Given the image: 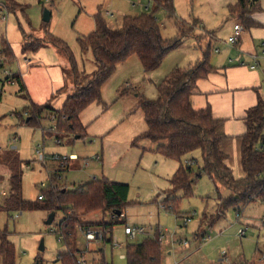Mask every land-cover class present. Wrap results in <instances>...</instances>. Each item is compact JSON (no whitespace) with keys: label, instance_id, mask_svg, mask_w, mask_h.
<instances>
[{"label":"rangeland","instance_id":"374dc122","mask_svg":"<svg viewBox=\"0 0 264 264\" xmlns=\"http://www.w3.org/2000/svg\"><path fill=\"white\" fill-rule=\"evenodd\" d=\"M9 1L15 11H9L11 7L6 4L7 0H0V16L9 15L7 21L0 22V61H4V65H0V90L3 91L0 100V234L7 231L8 239L14 243L16 264H61L59 253L65 249L57 232L65 217L62 210H58L53 222L48 223L49 210L10 211L5 207L8 194H2L1 190H10L11 177L17 174L23 175V198L31 202H37L39 195L45 194L52 186L58 189L59 185H65L69 190H75L94 176L130 185L128 206L121 218L125 222L113 225V236L123 247L112 248L109 242L104 246L102 241L88 240L80 231L78 244L83 252L78 257L87 260V264L99 263L101 255L114 264H127V259L122 257V254L126 255V246L143 241L148 232L154 235L158 229L164 235L166 257L163 264H247L253 261L263 264L264 201L230 207L212 224L221 198L229 197L232 192L228 188L218 190L209 176L203 174L197 178L190 197H185L181 190L176 193L180 199L178 217L177 211L164 207L162 203L179 162L134 147L129 139L130 132L141 133L147 128L139 107L141 95L150 100L157 99L158 85L176 68L197 65L206 52H210V64L217 70L229 65L230 57L235 59L238 56L236 46H230L228 41L231 27L237 21L230 14L229 5L236 0H174L173 16L164 8L155 11L151 0ZM47 9L52 12L49 21L44 20ZM99 9L103 16L107 11L114 14L105 16L113 28L122 26L121 17L124 15L155 13L165 39L178 37L180 22L192 28V33L180 46L171 50L155 70L146 72L137 55H131L118 64L102 89L108 108L93 124L100 130L101 123L110 122L112 125L119 122L113 125L115 128L107 136L103 137L91 128L88 135L79 139L73 133L60 132L62 143L58 144L55 136L48 134L57 124L50 110L42 113L36 126L26 121L30 118L32 102L38 105L49 103L54 109L62 108L66 93L71 92L68 88L73 86L75 89L76 86L71 65L55 47H44L34 52L25 51L24 44L31 36L44 38L50 32L69 45L80 71L92 72L96 65L93 53L89 51L81 55L78 37L95 29L94 15ZM93 25L94 29H91ZM4 43L11 47L10 56ZM8 73H20L26 88L17 82L5 81ZM82 82L85 80L79 81ZM118 90L123 95L120 98ZM227 93H231L229 99H221L212 110L217 118L223 119L221 127L227 126L224 151L229 155L228 164L234 177L241 178L245 176L238 137L241 133L236 132L245 126L243 117L246 110L257 104L259 96L264 98V85L262 89L244 90L238 105H235L234 92ZM98 105L94 103L91 109H98ZM102 107L100 104L98 110ZM54 132L58 133L57 125ZM142 143L151 147L157 145L148 139ZM38 151L44 152V160ZM55 154L71 157L70 162L75 161L72 154H76L81 163L57 173L55 165L58 164L53 160ZM97 155L102 161L97 159ZM189 160L195 161L192 166L198 172L203 165L202 151L196 150L183 159L185 162ZM43 182L47 185L44 189L41 186ZM110 218L113 216L102 212L82 216L88 222L110 221ZM187 218L190 221L185 224ZM126 223L143 226L147 233L130 238L124 234ZM42 241L43 251L40 250ZM102 247L103 253H98L97 249ZM38 258L42 262L37 263ZM0 264H4L1 252Z\"/></svg>","mask_w":264,"mask_h":264},{"label":"trees","instance_id":"16d2710c","mask_svg":"<svg viewBox=\"0 0 264 264\" xmlns=\"http://www.w3.org/2000/svg\"><path fill=\"white\" fill-rule=\"evenodd\" d=\"M151 1L155 11L164 8L171 16L175 14L174 0ZM259 3L260 0H237L236 4L229 5V12L241 21L244 27L249 28L257 25L251 14L259 9ZM6 4L11 7L9 11H15L9 0ZM95 19L97 29L78 38L82 52L93 53L97 70L92 74L80 71L69 45L50 32L44 38L31 36L24 44L25 51L34 52L44 46L53 45L68 58L71 65V74L76 86L62 108L54 109L49 103L38 105L32 102L30 118L26 121L36 126L42 113L50 110L51 117L55 116L57 119L58 133L50 131L49 134L61 140L60 132L73 133L75 138L78 135L80 138L86 136V128L82 125L80 116L91 104L102 103L103 86L115 73L120 62L127 60L131 55H137L146 72L155 70L165 56L180 46L184 38L192 33V28H187L185 23L180 22L178 37L165 39L155 13L127 15L123 18L120 28H113L101 12L95 15ZM5 48L7 55L10 56L12 54L10 45L5 44ZM217 71V68L210 64V52H206L203 60L197 65L176 68L159 84L157 99L150 100L141 95L139 107L143 111L147 128L132 143L138 145L140 141L148 139L157 144L155 152L179 162V168L170 180L171 187L166 191L162 203L164 207L177 211L178 217L180 199L175 196L176 193L181 190L185 197H190L197 178L203 174L209 176L218 190L220 188L231 190L232 194L229 197L221 198L217 217L211 221L212 224H215L230 207L264 201V98L259 96L257 104L250 107L244 117L246 131L239 138L241 166L245 176L235 178L233 170L228 165L229 155L222 149V143L227 138L219 132L223 119L214 116L209 104L203 108H196L193 104L199 81ZM12 78L24 88L20 74H14ZM81 79H84L85 83H79ZM2 98L3 93L0 90V100ZM196 150H201L203 156V165L198 172L193 169L194 160H189L191 163L183 161L188 154ZM67 168L55 165L57 173ZM1 181L2 178L0 183ZM129 192V184L102 177L88 181L75 190H69L65 185H59L58 189L52 186L45 194L43 193V199L38 198L37 202H31L23 198V175L17 174L11 177L5 207L10 211L46 209L56 213L62 210L65 217L58 225L57 232L64 241L65 249L60 251L58 261L61 264H79L78 256L83 252L78 244L81 229L100 228L104 232L102 241L113 246V225L125 222L121 218L128 206ZM97 212L109 214L113 218H110V221L103 219L95 222L82 219L85 214ZM161 236L162 232L158 229L154 231V235L146 237L141 242L129 243L125 255L127 264H163ZM202 237L205 239L204 234ZM0 240L3 263L16 264L15 245L8 239L7 231L1 232ZM97 252L103 253V250L97 249ZM101 257L97 264H114L104 255ZM40 262L42 261L38 258L37 263ZM255 262L247 264H256Z\"/></svg>","mask_w":264,"mask_h":264},{"label":"crops","instance_id":"0c3cea01","mask_svg":"<svg viewBox=\"0 0 264 264\" xmlns=\"http://www.w3.org/2000/svg\"><path fill=\"white\" fill-rule=\"evenodd\" d=\"M236 2H237V0H236ZM236 2L234 4H236ZM234 4H230V5H234ZM98 12H101V9H99ZM95 15H94V17H95ZM106 15L114 16V14L109 12V11H107ZM106 15H104V17ZM125 16H127V15L122 16L121 19L123 20V18ZM51 17H52V12H51L50 19H51ZM251 18L257 23V25L251 26L249 28L244 27V24L236 18L237 21L231 27L230 37L234 34V30H235L234 28L236 25H241L243 27V31L239 37L238 44L236 45V48L238 51V56L235 59H233L232 57L229 58V62H230V59L234 60V62L230 63V64H234V65L229 64L227 66L220 67V69H218L217 72H214V73L210 74L208 78L202 79L199 81L197 93L193 97V104L196 108H203L209 104L211 106V108L214 107L213 109H215L218 101H220L221 99H224V100L229 99V97L231 96V93H227L228 91L234 92V97H236V99H237V103L235 102V105H238L240 96L242 95V92L244 90H249V89L254 88V87L262 89V87L264 85L263 84L264 83V59H260L259 66L256 69H251L250 64L253 63L252 56L255 54L261 53L262 42H264V0H260L259 9L256 10L253 14H251ZM95 23H96V19H95ZM91 29H94V25L91 27ZM96 29H97V24H95V29L93 31H95ZM85 35H87V34H85ZM81 36H84V35H81ZM50 46L55 47L53 45H47L44 47H50ZM44 47H42V48H44ZM217 49L219 50V48H217ZM56 50H58V49H56ZM81 52H82V50H81ZM218 52H220V50ZM82 54H84V53L82 52L81 55ZM240 61L245 62V64L244 65L239 64ZM95 64H96V61H95ZM96 70H97V64L95 65V69L92 72H87L85 69L82 71H84L88 74H92ZM17 74H20V73H17ZM21 78H22V81L24 82L22 75H21ZM15 82H17V81L15 80ZM17 83H19V82H17ZM61 83L62 82H60L59 84H61ZM23 85H24V89H25L26 88L25 84H23ZM62 91H64V90H62ZM68 91L74 92V87L70 86L68 88ZM71 92L69 94L66 93L63 104H64L66 98L73 93V92L72 93ZM236 94H237V96H236ZM122 96L123 95L121 93V90H118V97L120 98ZM221 97H223V98H221ZM102 98H103V96H102ZM63 104H62V106H63ZM97 104H99L98 105L99 107H96V108L99 109L100 104H103V107L100 110H98V109L93 110V109H91L92 105H93L92 104L87 109H85L80 116V121H81L82 125L85 126V128H86V135H88L89 128L97 130V128L93 124L98 120V118L102 114H104L105 110L108 108L107 103L104 100L102 101V103H97ZM247 110H246V112H247ZM245 116H246V113H245ZM244 117H243V121H244ZM118 123L119 122H117V121L114 122L112 125L110 124V122L101 123L100 124V126H101L100 130H97L96 132L100 133L103 137H105V136H107V134H109L112 131V129L115 128L116 125H118ZM244 124H245V121H244ZM113 125H115V126H113ZM224 131H227V126H225L223 128L221 127L219 129L220 133L226 135ZM245 131H246V124H245V126L240 128L239 132H236V133H241L239 135V136H241L242 134L245 133ZM142 133L143 132H141V133L140 132H130V134H129L130 142L133 143L134 139ZM229 134H233V132L229 133ZM224 141H223V143H224ZM141 142H143V140L140 141L138 143V145L132 144V146L140 148L143 151L148 150L151 152H155L157 145L155 147H151L150 145H145V143L141 144ZM223 143H222V149L224 150L225 148H224ZM103 145H104V141H103ZM155 153H157V152H155ZM72 155L76 156V154H72ZM97 159L102 161V158H100L99 155H97ZM80 160L81 159H79V157L77 158V156H76L75 161L70 162L68 168L74 167L76 165L75 163H79V162L81 163ZM228 161H229V159H228ZM178 168H176V169H178ZM98 178H100V177L94 176V178H92L91 180L98 179ZM117 182H119V181H117ZM122 183H125V182H122ZM1 193L4 195L9 194V190L8 189L1 190ZM126 224H128V223H126ZM124 234H125V232H124ZM152 235H153L152 233L148 232V236H152ZM99 241H102V240H99ZM102 244L104 246H106L107 242L102 241ZM122 246H123V244H122ZM111 247L116 248V247H114V245L113 246L111 245ZM103 249L104 248L102 247L99 250L102 251ZM162 250H164L163 249V243H162ZM122 257H125V255L122 254ZM165 257H166L165 253L163 251V262L165 260Z\"/></svg>","mask_w":264,"mask_h":264},{"label":"built area","instance_id":"2783aa9c","mask_svg":"<svg viewBox=\"0 0 264 264\" xmlns=\"http://www.w3.org/2000/svg\"><path fill=\"white\" fill-rule=\"evenodd\" d=\"M9 18V15L8 14H4L3 16H0V22H3V21H7ZM234 34L229 38V45L231 46H236L238 44V41H239V37L243 31V27L241 25H236L235 28H234ZM219 50L217 49V52ZM264 58V42H262V51L260 54H255L252 56V59H253V63L250 64V68L251 69H256L258 66H259V61L260 59H263ZM234 62L233 59H230V63ZM4 61L1 60L0 61V65L3 64ZM239 64L241 65H244L245 62H242L240 61ZM12 74L11 73H8L7 74V77L6 78H9L8 79V82H11V83H14L15 80L12 78ZM53 119H56L55 116H52ZM51 131L54 132L56 131V125L53 126L51 128ZM56 142L58 144H61L62 143V140L59 139V138H56L55 139ZM42 157H43V160L46 158L45 157V154L44 152H41V151H38ZM74 158H76V156H72ZM53 160L58 164V166L60 168H67L70 164V161L72 160L71 157H68V156H63V155H59V154H55L53 155ZM186 163H191L190 161H186ZM193 163V162H192ZM42 188L44 189L45 187H47L46 183L43 182L42 183ZM44 197V194H40L39 195V199H43ZM190 221V218H187L185 220V224H187L188 222ZM82 230V233L85 235V237L88 239V240H103L104 238V232L100 229V228H86V229H81ZM124 232L127 236H129L130 238H136L138 237L140 234H145L147 233V229L143 226H138V225H131V224H127L124 228ZM244 232H242L243 234ZM163 239H164V235L161 236V241L163 243ZM113 245L114 247H123L122 244L119 242L118 239L114 238V242H113ZM263 260H264V257H263ZM78 263L79 264H87V260H85L84 258H80L78 260Z\"/></svg>","mask_w":264,"mask_h":264},{"label":"water","instance_id":"95a60500","mask_svg":"<svg viewBox=\"0 0 264 264\" xmlns=\"http://www.w3.org/2000/svg\"><path fill=\"white\" fill-rule=\"evenodd\" d=\"M50 16H51V12H50V10L47 9V10L45 11V14H44V20H45V21H49V20H50ZM76 138L79 139L80 136L78 135V136H76ZM54 215H55V213H51V215H50V219L48 220V223H52V222H53V220H54ZM40 250H41V251L45 250L44 241H42V244H41V246H40Z\"/></svg>","mask_w":264,"mask_h":264}]
</instances>
